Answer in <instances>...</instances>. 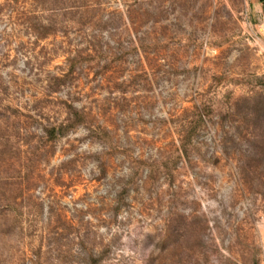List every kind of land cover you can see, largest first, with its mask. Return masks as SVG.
<instances>
[{"label":"rangeland","instance_id":"1","mask_svg":"<svg viewBox=\"0 0 264 264\" xmlns=\"http://www.w3.org/2000/svg\"><path fill=\"white\" fill-rule=\"evenodd\" d=\"M97 1L0 0V264H264V21Z\"/></svg>","mask_w":264,"mask_h":264},{"label":"trees","instance_id":"2","mask_svg":"<svg viewBox=\"0 0 264 264\" xmlns=\"http://www.w3.org/2000/svg\"><path fill=\"white\" fill-rule=\"evenodd\" d=\"M36 3H38V5H40V7L42 9H40L41 11H48L50 10V12L52 14H58V11H63L61 14H79V16L83 17V14L86 13L88 10H92L94 11V18L93 20L91 19V21L93 22L95 19V24H97L98 22L100 23V21L102 20V16H104V12L102 11L101 8V4L96 0V1H90V0H79V1H70V0H53V1H38L35 0ZM48 3V4H46ZM89 19V18H88ZM51 26V25H48ZM48 32L43 33V35H46ZM87 46H88V50L87 52H82V51H77L75 53L74 56H71L70 58H67V62H69V70L67 71V73L65 75L62 76V78H60L59 80L61 82L64 81V78L70 76L73 73V69L75 68L77 62H81V61H87V62H96L98 63L99 61H101L102 59H106V55L103 52V47L100 44V40L97 38H94V36H92L88 42H87ZM104 67H106V65H103ZM63 80V81H62ZM59 81V82H60ZM59 82H57V84H59ZM198 116L200 117V113L198 114ZM56 127L51 129V134L55 135L56 133ZM61 133V132H60ZM186 138L189 140V135L186 134ZM185 135H184V140H186Z\"/></svg>","mask_w":264,"mask_h":264},{"label":"crops","instance_id":"3","mask_svg":"<svg viewBox=\"0 0 264 264\" xmlns=\"http://www.w3.org/2000/svg\"><path fill=\"white\" fill-rule=\"evenodd\" d=\"M249 3V14H253L259 21H264V0H249Z\"/></svg>","mask_w":264,"mask_h":264}]
</instances>
